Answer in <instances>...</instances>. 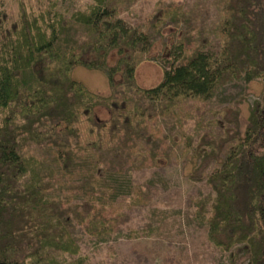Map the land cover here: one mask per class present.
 Segmentation results:
<instances>
[{
	"label": "trees",
	"instance_id": "16d2710c",
	"mask_svg": "<svg viewBox=\"0 0 264 264\" xmlns=\"http://www.w3.org/2000/svg\"><path fill=\"white\" fill-rule=\"evenodd\" d=\"M125 1L87 0L64 15L58 0H21L0 38V264H83L63 255L77 250L71 229L110 228L102 206L129 192L133 136L148 143L153 163L169 154H157L159 138L143 133L149 109L163 113L182 98L207 99L240 75L261 80L260 99L243 128L233 115V142L206 175L212 193L196 211L212 243L223 250L239 245L249 264H264V0H220L216 43L203 32L183 33L168 45L161 78L149 86L135 84L136 67L154 33L182 12L175 2L156 0L151 11L125 16ZM78 65L103 71L109 91L75 78ZM97 106L106 109L104 118ZM224 140L202 133V158L214 157ZM65 189L83 201H71L76 193Z\"/></svg>",
	"mask_w": 264,
	"mask_h": 264
},
{
	"label": "rangeland",
	"instance_id": "374dc122",
	"mask_svg": "<svg viewBox=\"0 0 264 264\" xmlns=\"http://www.w3.org/2000/svg\"><path fill=\"white\" fill-rule=\"evenodd\" d=\"M19 1L0 0V38L13 22ZM22 1L35 6L46 0ZM86 1L58 0L57 6L68 15L75 8H83ZM163 1L175 2L182 15L154 33L148 51L136 67L134 79L139 86H149L161 78L162 57L168 45L183 33L196 37L203 32L216 43L213 29L219 18L220 0ZM155 2L126 0L121 14L128 16L129 9L147 13ZM72 74L96 91L105 94L109 91L108 80L101 70L78 65ZM261 90L262 82L257 77L230 76L207 99L182 98L163 113L149 109L151 117L146 115L141 122L143 133L158 137L161 146L156 153L163 156L165 149L169 151L168 156L160 158L162 162L153 163L148 143L141 136H133L137 143L128 150L135 156L136 164H129L126 172L129 192L117 195L102 206L110 228L96 234L75 223L71 233L77 250L65 252V259H81L83 264H249L239 245L223 250L208 239L207 225L200 220L196 209L197 201L212 193L205 181L206 175L220 164L233 142V115L239 116V125L243 128L250 108L260 99ZM95 114L104 118L107 111L97 106ZM204 132L225 139L216 155L205 159L197 146ZM140 153L147 155L145 160L139 161ZM193 173L200 176L193 178ZM65 192L76 193L71 201H83L76 190L65 189ZM99 204L96 202V206Z\"/></svg>",
	"mask_w": 264,
	"mask_h": 264
}]
</instances>
